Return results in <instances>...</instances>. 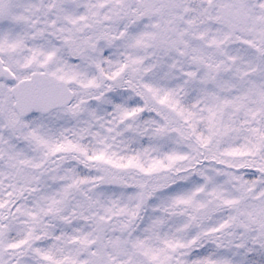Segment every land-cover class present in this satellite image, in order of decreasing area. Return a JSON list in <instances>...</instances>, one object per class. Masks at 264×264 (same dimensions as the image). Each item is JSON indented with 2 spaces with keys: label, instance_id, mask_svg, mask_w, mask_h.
Segmentation results:
<instances>
[{
  "label": "snow or ice",
  "instance_id": "snow-or-ice-1",
  "mask_svg": "<svg viewBox=\"0 0 264 264\" xmlns=\"http://www.w3.org/2000/svg\"><path fill=\"white\" fill-rule=\"evenodd\" d=\"M0 264H264V0H0Z\"/></svg>",
  "mask_w": 264,
  "mask_h": 264
}]
</instances>
